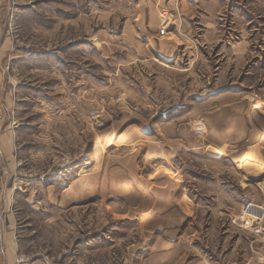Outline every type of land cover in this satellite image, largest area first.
Here are the masks:
<instances>
[{"label": "rangeland", "instance_id": "1", "mask_svg": "<svg viewBox=\"0 0 264 264\" xmlns=\"http://www.w3.org/2000/svg\"><path fill=\"white\" fill-rule=\"evenodd\" d=\"M5 129L0 264H264V0H0Z\"/></svg>", "mask_w": 264, "mask_h": 264}, {"label": "crops", "instance_id": "2", "mask_svg": "<svg viewBox=\"0 0 264 264\" xmlns=\"http://www.w3.org/2000/svg\"><path fill=\"white\" fill-rule=\"evenodd\" d=\"M13 144H14V132L11 130L5 129V131L0 133V153L3 158L6 160H11V164L15 165L14 158L12 157L11 152H13ZM7 202L8 200L5 199ZM2 201L0 202V244H1V250L2 253H9L12 254L14 251V244L11 241L12 236V229L9 226V223L13 222L14 216L11 219V214L6 211L4 212L2 210ZM7 209H10L9 211L12 213L11 207H7ZM13 215V214H12ZM8 219L9 223H6V220ZM264 240V235H263Z\"/></svg>", "mask_w": 264, "mask_h": 264}, {"label": "built area", "instance_id": "3", "mask_svg": "<svg viewBox=\"0 0 264 264\" xmlns=\"http://www.w3.org/2000/svg\"><path fill=\"white\" fill-rule=\"evenodd\" d=\"M161 34H163L164 33V29L163 28H161ZM246 209L247 210H249V211H251L254 215H256V213H259V212H257V210L259 209H257V210H254L255 209V207H253V206H246ZM254 210V211H253ZM16 263L17 264H26V259L25 258H23V257H19L17 260H16Z\"/></svg>", "mask_w": 264, "mask_h": 264}, {"label": "bare ground", "instance_id": "4", "mask_svg": "<svg viewBox=\"0 0 264 264\" xmlns=\"http://www.w3.org/2000/svg\"><path fill=\"white\" fill-rule=\"evenodd\" d=\"M106 142H107V140L104 141V143H106ZM107 143H109V142H107Z\"/></svg>", "mask_w": 264, "mask_h": 264}]
</instances>
